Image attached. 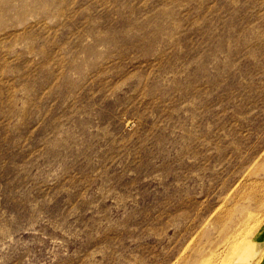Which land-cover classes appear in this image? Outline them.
<instances>
[{
    "label": "rangeland",
    "instance_id": "1",
    "mask_svg": "<svg viewBox=\"0 0 264 264\" xmlns=\"http://www.w3.org/2000/svg\"><path fill=\"white\" fill-rule=\"evenodd\" d=\"M0 264H264V0H0Z\"/></svg>",
    "mask_w": 264,
    "mask_h": 264
},
{
    "label": "bare ground",
    "instance_id": "2",
    "mask_svg": "<svg viewBox=\"0 0 264 264\" xmlns=\"http://www.w3.org/2000/svg\"><path fill=\"white\" fill-rule=\"evenodd\" d=\"M260 232V231H259ZM249 242V241H248Z\"/></svg>",
    "mask_w": 264,
    "mask_h": 264
}]
</instances>
